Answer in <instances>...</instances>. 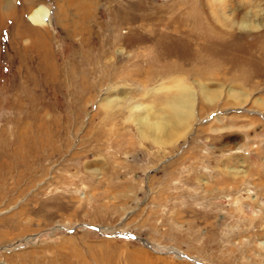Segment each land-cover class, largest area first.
Instances as JSON below:
<instances>
[{
	"label": "rangeland",
	"instance_id": "rangeland-1",
	"mask_svg": "<svg viewBox=\"0 0 264 264\" xmlns=\"http://www.w3.org/2000/svg\"><path fill=\"white\" fill-rule=\"evenodd\" d=\"M0 264H264V0H0Z\"/></svg>",
	"mask_w": 264,
	"mask_h": 264
},
{
	"label": "bare ground",
	"instance_id": "bare-ground-1",
	"mask_svg": "<svg viewBox=\"0 0 264 264\" xmlns=\"http://www.w3.org/2000/svg\"><path fill=\"white\" fill-rule=\"evenodd\" d=\"M28 19H29V21L33 24V25H35V26H46L47 25V21H48V16H47V14H46V9L44 8V7H39V8H36V9H34L30 14H29V16H28ZM244 25H243V28H245V29H249V25L251 24H253L252 22L250 23V24H248V23H246V22H244L243 23ZM250 25V27H251V29H252V27L253 26H251ZM187 98V97H186ZM182 99V98H181ZM181 99H178V98H174V101H173V103H174V105H179V107L181 108L182 106H181V104L184 102V101H182ZM187 99H190V98H187ZM190 101V100H189ZM188 102V100L184 103V104H187V106H188V108L190 107V105L187 103ZM183 104V105H184ZM173 107V106H172ZM183 110V109H182ZM184 112V111H183ZM190 112V111H189ZM175 118H176V120H181L180 122L182 123V118H184V116H182L180 113L179 114H177L176 113V115H175ZM162 119H164V118H162ZM165 119H166V117H165ZM168 120V119H167ZM169 120L171 121V118L169 117ZM174 121V120H173ZM175 122V121H174ZM174 122H173V124L170 126L171 128L168 130V132H169V136H172L173 134H174V132H176V125L174 124ZM180 122H179V124H180ZM170 123V122H169ZM176 123L178 124V122L176 121ZM181 125V124H180ZM164 126V128H166L165 127V125H163Z\"/></svg>",
	"mask_w": 264,
	"mask_h": 264
}]
</instances>
